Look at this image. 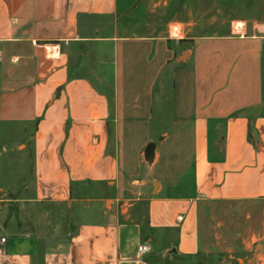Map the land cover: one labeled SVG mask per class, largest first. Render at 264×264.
Masks as SVG:
<instances>
[{
  "label": "crops",
  "instance_id": "0c3cea01",
  "mask_svg": "<svg viewBox=\"0 0 264 264\" xmlns=\"http://www.w3.org/2000/svg\"><path fill=\"white\" fill-rule=\"evenodd\" d=\"M146 2L0 0V264H264V9Z\"/></svg>",
  "mask_w": 264,
  "mask_h": 264
},
{
  "label": "rangeland",
  "instance_id": "374dc122",
  "mask_svg": "<svg viewBox=\"0 0 264 264\" xmlns=\"http://www.w3.org/2000/svg\"><path fill=\"white\" fill-rule=\"evenodd\" d=\"M143 7L140 17L153 24L178 22L188 37L236 32V22L258 21L264 0H147ZM150 9L153 11L148 12ZM172 25L175 24L169 26ZM219 261L220 257L210 255L200 258L199 264H219Z\"/></svg>",
  "mask_w": 264,
  "mask_h": 264
},
{
  "label": "built area",
  "instance_id": "2783aa9c",
  "mask_svg": "<svg viewBox=\"0 0 264 264\" xmlns=\"http://www.w3.org/2000/svg\"><path fill=\"white\" fill-rule=\"evenodd\" d=\"M4 239L0 238V243H2ZM149 251V248L146 245H138L136 248V252L139 255H143Z\"/></svg>",
  "mask_w": 264,
  "mask_h": 264
},
{
  "label": "water",
  "instance_id": "95a60500",
  "mask_svg": "<svg viewBox=\"0 0 264 264\" xmlns=\"http://www.w3.org/2000/svg\"><path fill=\"white\" fill-rule=\"evenodd\" d=\"M152 147H153L152 144H148L147 147L145 148V156H146V157H147L148 155L151 154V149H152ZM8 211H9V214H11V212L16 213V209H15V207H13V206H10V207L8 208Z\"/></svg>",
  "mask_w": 264,
  "mask_h": 264
}]
</instances>
